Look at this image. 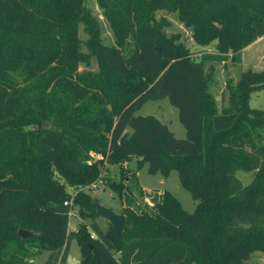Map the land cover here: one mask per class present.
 I'll list each match as a JSON object with an SVG mask.
<instances>
[{
  "label": "trees",
  "instance_id": "16d2710c",
  "mask_svg": "<svg viewBox=\"0 0 264 264\" xmlns=\"http://www.w3.org/2000/svg\"><path fill=\"white\" fill-rule=\"evenodd\" d=\"M85 1L0 0V264H28L42 250L43 264L63 263L71 239L79 264H254L250 254L264 253V111L248 99L264 89V68L240 71L218 106L209 63H239L264 35V0H95L109 45ZM157 11L174 14L196 45L215 41L214 52L192 58ZM163 98L183 138L135 114ZM144 163L149 174L175 170L194 208L153 191L148 211L121 204L116 237L98 226L97 200L84 189L117 165L118 179L105 184L122 199ZM237 171L250 172L249 182ZM69 188L89 222L75 231L63 204Z\"/></svg>",
  "mask_w": 264,
  "mask_h": 264
},
{
  "label": "rangeland",
  "instance_id": "374dc122",
  "mask_svg": "<svg viewBox=\"0 0 264 264\" xmlns=\"http://www.w3.org/2000/svg\"><path fill=\"white\" fill-rule=\"evenodd\" d=\"M84 5L90 10V13L93 16L98 18L102 42L106 45L112 44L110 31L104 19L102 18V15L100 14V9L95 3V0H86L84 2ZM156 16L164 17L168 21L169 24L164 28V30L167 34L178 33L180 35V40L183 41V43L186 45L192 58L196 59L200 53L214 52L213 50L215 41L210 42L207 46L196 45L191 40L189 31L177 21L174 14L166 13L164 11H157ZM78 35L82 40L86 38V34L82 31L81 26H79ZM253 42L255 43L253 44V48H251L252 52L254 51V49L260 47L262 49L261 59L255 60V66H259L261 70L262 68H264V36L260 39L254 40ZM131 45L132 41L128 40L123 49V53L125 55L130 51ZM247 57H249V59L246 58L247 64L252 65L254 60L253 55H250V53H248ZM209 64H211L213 68L210 91L215 96L217 105L222 106L226 104L228 85H233L235 83L242 66L241 64L239 65V63H232L229 60L218 63L212 62ZM91 67H94L93 59H91L90 65L87 68L90 69ZM79 69H82V67L80 66ZM248 106L250 108L260 109L264 111V89L250 93ZM135 114L141 116L153 115L162 123L167 125V127L172 131L174 137L183 138L184 136V128L177 119V110L168 102L166 98L155 101H146L145 103H143L140 109L135 112ZM126 166L130 169H133L135 167L134 161L132 160L128 162ZM118 170L119 167L117 165L106 166L101 171L100 178L95 182V187H87L88 189H84V191L93 196L97 200V203L104 207L110 208L117 213H119L121 204L129 206L136 212L140 209L148 211L150 206V202L147 197L148 194H152L153 191L159 192L162 190L168 191L174 198H176L180 206L185 211L191 212L193 210L195 202L191 199L189 192L180 186L175 170H171L166 177H163L159 172L149 174L147 172V165L146 163H144L135 172L134 176H130L129 179H132L133 181L132 183H129L128 181V183L130 184V186L128 185L129 189L126 193L123 194V198L119 200L117 196L112 193L105 184L106 179H118ZM235 176L242 184H246L251 178V173L237 171L235 173ZM68 191L73 195L75 193L74 191L72 192V189L70 188L68 189ZM94 220L102 230H106L108 227L110 228L109 223L105 219L96 217ZM78 223L88 224L89 222L86 219L79 218L75 211V213H71V217L68 219L67 230L75 231ZM87 230L89 234H94V232L89 228H87ZM47 254L48 252L46 250H42L39 254L32 255L29 258H26L25 262L28 264H43V262L47 258ZM248 261L254 264H264V253L258 251L253 252L250 254ZM56 264H79L78 246L74 239H71L69 242L65 261L63 263L57 262Z\"/></svg>",
  "mask_w": 264,
  "mask_h": 264
},
{
  "label": "water",
  "instance_id": "95a60500",
  "mask_svg": "<svg viewBox=\"0 0 264 264\" xmlns=\"http://www.w3.org/2000/svg\"><path fill=\"white\" fill-rule=\"evenodd\" d=\"M42 126L45 127L47 124L43 123ZM95 214L109 223V232L111 234L116 237L119 236L124 224V216L122 214L117 213L110 208L104 207L99 203H95ZM16 234L21 238H28L31 236L30 231L21 228L17 229Z\"/></svg>",
  "mask_w": 264,
  "mask_h": 264
},
{
  "label": "crops",
  "instance_id": "0c3cea01",
  "mask_svg": "<svg viewBox=\"0 0 264 264\" xmlns=\"http://www.w3.org/2000/svg\"><path fill=\"white\" fill-rule=\"evenodd\" d=\"M264 36V35H263ZM263 36H261V37H259V38H257V39H260V38H262ZM255 42H252V43H250L249 45H247L246 47H244L242 50H241V55H240V62H239V65L241 64V71L242 70H245V69H249V68H252L253 70H260V67L259 66H255V64H256V62H255V60H259V59H261V57H262V49H261V47L260 48H257V49H254V51L252 52L251 51V48H253V44H254ZM248 53H250V55H253V57H254V60H253V63H252V65H248L247 64V60H246V58L247 59H249V57H247V54ZM252 66V67H251ZM256 67H258V68H256ZM251 69V70H252Z\"/></svg>",
  "mask_w": 264,
  "mask_h": 264
},
{
  "label": "built area",
  "instance_id": "2783aa9c",
  "mask_svg": "<svg viewBox=\"0 0 264 264\" xmlns=\"http://www.w3.org/2000/svg\"><path fill=\"white\" fill-rule=\"evenodd\" d=\"M89 187H95V184H91V185H89ZM72 196H73V194H71V197L68 199V200H66L65 202H63V204L64 205H68V211H67V217H68V219L71 217V213L73 214V213H75V210H74V207L72 206ZM91 239H94L95 238V235L93 234V233H91L90 234V236H89Z\"/></svg>",
  "mask_w": 264,
  "mask_h": 264
}]
</instances>
